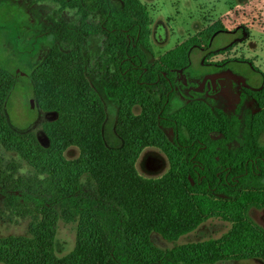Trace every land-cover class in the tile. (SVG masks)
<instances>
[{"label": "trees", "instance_id": "1", "mask_svg": "<svg viewBox=\"0 0 264 264\" xmlns=\"http://www.w3.org/2000/svg\"><path fill=\"white\" fill-rule=\"evenodd\" d=\"M20 1L54 3L57 14L74 11L77 22H59L44 33L63 49L53 48L31 76L39 107L56 116L43 124L42 137L11 124L8 100L17 80L0 70V143L32 169L19 175L14 162L0 169L5 206L89 211L104 264L253 259L224 255L225 238L168 250L154 238L177 243L196 232L209 217L202 215L195 197L238 203L252 196L258 203L257 194H264V82L254 95L259 112L248 120L237 149L231 145L240 135L238 122L223 109L192 102L174 110L177 72L188 67L191 48L224 27H211L155 60L149 42L151 13L141 0ZM93 37H103L102 52L95 57L89 49ZM92 78L118 108L116 143L105 136L107 106L90 87ZM137 107L140 114L134 113ZM149 147L168 158L169 170L161 178H145L137 170ZM71 148L79 150V158H66Z\"/></svg>", "mask_w": 264, "mask_h": 264}, {"label": "rangeland", "instance_id": "2", "mask_svg": "<svg viewBox=\"0 0 264 264\" xmlns=\"http://www.w3.org/2000/svg\"><path fill=\"white\" fill-rule=\"evenodd\" d=\"M141 1L151 13L149 42L155 60L218 24L228 31L220 29L208 41L201 37V44L191 48L188 67L177 72L174 110L192 102L223 109L238 122L240 135L231 145L237 149L242 144L248 120L259 112L254 95L264 82V0ZM58 9L51 2L29 5L20 0H0V70L17 80L7 113L16 129L39 136L43 124L56 116L39 107L31 76L46 62L53 48L63 49L44 33L56 23L77 22L74 11L57 14ZM232 42L234 45L228 49ZM102 46L103 37L91 38V55L98 56ZM88 83L106 102L105 136L116 143L118 108L104 94L99 80L88 79ZM134 113L140 114L141 109L137 107ZM65 156L75 160L80 152L71 148ZM12 162L18 165L19 175L32 173L17 153L6 150L0 143V169H8ZM136 167L141 176L156 179L168 172L170 164L162 150L149 147L141 153ZM256 198L258 203L252 201L255 199L252 196L238 203H223L195 197L208 220L177 243H168L155 235L156 245L168 250L175 245L225 238L221 245L224 255L254 258L220 264H264V235L259 231L264 232V194H257ZM5 205L0 199V264H104L89 211Z\"/></svg>", "mask_w": 264, "mask_h": 264}, {"label": "crops", "instance_id": "3", "mask_svg": "<svg viewBox=\"0 0 264 264\" xmlns=\"http://www.w3.org/2000/svg\"><path fill=\"white\" fill-rule=\"evenodd\" d=\"M146 6H147V5H146ZM147 7H148V6H147ZM148 9H149V8H148ZM149 11H150V10H149ZM253 63L256 64V65H255L256 67H259V65H258L256 62L253 61Z\"/></svg>", "mask_w": 264, "mask_h": 264}, {"label": "water", "instance_id": "4", "mask_svg": "<svg viewBox=\"0 0 264 264\" xmlns=\"http://www.w3.org/2000/svg\"><path fill=\"white\" fill-rule=\"evenodd\" d=\"M34 104H32V110H33Z\"/></svg>", "mask_w": 264, "mask_h": 264}]
</instances>
